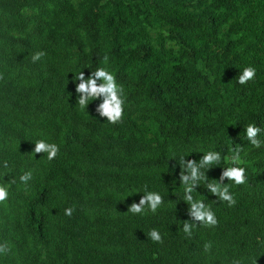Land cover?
<instances>
[{
  "label": "trees",
  "instance_id": "1",
  "mask_svg": "<svg viewBox=\"0 0 264 264\" xmlns=\"http://www.w3.org/2000/svg\"><path fill=\"white\" fill-rule=\"evenodd\" d=\"M248 66L255 79L239 84ZM98 67L124 89L116 125L96 112L102 96L77 102L78 74ZM0 76V264H264V143L245 132L264 142V0H0ZM41 139L59 145L54 160L33 151ZM208 151L221 162L192 195L218 224L189 237L179 162ZM232 166L247 183L225 179L230 207L207 183ZM146 191L163 204L128 212Z\"/></svg>",
  "mask_w": 264,
  "mask_h": 264
},
{
  "label": "clouds",
  "instance_id": "2",
  "mask_svg": "<svg viewBox=\"0 0 264 264\" xmlns=\"http://www.w3.org/2000/svg\"><path fill=\"white\" fill-rule=\"evenodd\" d=\"M45 55L44 52H36L32 55L33 62L39 61ZM108 57H104V62L107 63ZM256 69L252 66L245 67L241 74L238 76L239 84H247L249 81L255 79ZM2 79V76H0ZM75 91L78 94V104L81 110L88 107L91 101L96 100L99 97H103L102 102L96 107V112L101 118L113 125L121 123L124 118V106L125 97L124 89L116 81V77L108 71L105 67H98L95 71H92L87 78L83 71L78 76ZM97 81H100L98 83ZM262 129L256 125L249 124L246 126V138L256 148H260L262 142L258 139V136ZM35 154L46 153L49 161L54 160L60 153V147L56 143H48L41 139L35 142V148L33 150ZM241 148L233 150V154L230 157L233 165H238L240 162ZM222 156L219 151H208L200 158L199 162L194 159L185 160L181 157L179 165L181 171L179 173L180 183L184 187V201L189 204V216L192 223L185 221L183 224V231L187 236L192 235V228L195 223H199L205 227H215L218 224V220L215 212L207 206L202 200H195L192 193L197 189L202 181H207L206 172L202 169H209L211 165H219ZM4 167L8 168L7 161H4ZM233 181L236 185H243L247 183L246 169L240 166H232L224 168L218 182L207 183V189L213 195H215L220 201L227 202L228 206L236 204L234 196L229 191V186L224 183L225 179ZM20 181L27 184L32 179V172L29 170L24 172L20 176ZM15 182V181H13ZM9 197L8 187L0 185V204L6 203ZM162 196L157 192L146 191L140 198L139 202H133L128 207V212L132 214H143L145 210H149L155 213L157 209L163 204ZM74 208H65L64 213L66 216L71 217L73 215ZM148 237L158 243H163V238L160 232L156 229H152L148 233ZM211 249V242H207L204 245V250L207 252ZM11 251V248L5 243L0 244V254H7ZM233 264H240L239 261H233ZM252 264H257V257L252 259Z\"/></svg>",
  "mask_w": 264,
  "mask_h": 264
}]
</instances>
